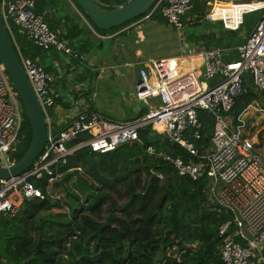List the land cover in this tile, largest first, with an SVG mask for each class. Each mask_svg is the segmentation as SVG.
Returning <instances> with one entry per match:
<instances>
[{"label": "built area", "instance_id": "2783aa9c", "mask_svg": "<svg viewBox=\"0 0 264 264\" xmlns=\"http://www.w3.org/2000/svg\"><path fill=\"white\" fill-rule=\"evenodd\" d=\"M241 1L159 0L152 13L160 10L168 24L182 32L184 17L201 2L206 5V20L222 22L225 29L235 31L241 28L247 14L264 8L243 12L241 22L233 27L212 13L218 4L249 3ZM251 1L264 7V0ZM36 3L37 0H2L1 14L49 121L48 112L56 106L57 78L39 62L21 54L12 26L37 47L64 54L67 64L71 63L69 57L77 55L36 13ZM238 53L239 60L227 62L219 48L191 52L187 56L188 68L164 70L156 77L141 68L136 98L146 103L148 111L135 119L113 120L84 109L60 131L49 129L45 149L32 167L17 177L0 179V215L16 217L32 200L64 201L67 188H62L60 182L75 168L82 172L80 167L64 170L78 151L90 149L107 154L126 144L146 147L141 133L150 127L153 133L181 146L190 161L158 152L151 145L146 152L171 163L180 177L194 181L206 177L211 199L228 215L219 228L224 264H264V143H260L259 133L255 136L250 129L251 125L264 128V106L253 102L236 119L232 117L237 100L247 92V79L256 92L264 91V13L246 42L238 47ZM199 110L207 111L215 122L209 146L198 144L203 140ZM23 125V103L0 60V158L5 166H9L8 154L18 142Z\"/></svg>", "mask_w": 264, "mask_h": 264}, {"label": "trees", "instance_id": "16d2710c", "mask_svg": "<svg viewBox=\"0 0 264 264\" xmlns=\"http://www.w3.org/2000/svg\"><path fill=\"white\" fill-rule=\"evenodd\" d=\"M97 1L103 9L115 10L132 0ZM73 3L92 28L102 36L115 35L148 16L152 21L168 25L160 10L152 13L154 6L146 15L105 31L96 28L85 12ZM114 4L117 6L113 7ZM257 6L254 5L253 8ZM229 12L230 6L224 9V13ZM36 13L78 54L76 59L69 57L71 63L80 61V56L89 53L94 47L101 48V43L96 46L86 36L76 15L66 9L60 0H37ZM263 13V10H256L247 14L241 28L233 31L225 29L222 22L206 20V5L197 2L194 9L184 17L186 26L193 23L187 27L185 43L204 50L219 48L224 51L227 62L237 61L238 47L246 42ZM224 19L229 26H236L227 16ZM200 25L205 26L202 32H190ZM12 28L17 46H23L21 54L31 57L29 51L39 47L22 35L17 27ZM40 49L38 50L44 53L56 51ZM16 50L18 53L17 47ZM45 70L50 72L46 68ZM245 87L247 92L237 100L232 111L234 119L253 102L264 105V91L256 92L249 79L245 81ZM147 111L145 109L141 115ZM198 115L203 125V140L198 144L209 146L214 119L205 110H199ZM141 137L146 147L151 145L158 152L190 161L181 146L153 133L150 127L142 131ZM31 141L32 128L24 110L23 129L18 142L8 154L9 165L18 163L26 155ZM146 147L126 144L107 154L95 153L90 149L78 151L77 166L71 160L64 170L80 167L83 175L91 180L82 182L80 187L86 195L84 202L81 203L78 196L64 190L69 202L67 199L54 202L32 200L24 205L16 217L0 215V243L5 242L4 246L1 245L2 248L0 246V264H224L219 228L228 215L211 199L209 180L206 177L198 181L180 177L171 163L149 155ZM5 165L0 158V166ZM140 173L147 176L144 185L139 180L132 179ZM153 175H157V178L150 185ZM158 176H163L164 179L161 180ZM118 183L127 187L130 198L122 206L112 196ZM138 188H141V193L137 192ZM116 194L120 197L118 192ZM70 200L77 205L76 208H71L70 214L52 212L54 209H62ZM105 201L110 202V214L120 212V215L116 214L113 226L105 229L100 238L93 237L104 224L100 220ZM90 208L93 209L92 215L86 213ZM47 212L49 214L44 215ZM90 237L93 238L89 241ZM40 240L42 244L38 249Z\"/></svg>", "mask_w": 264, "mask_h": 264}, {"label": "crops", "instance_id": "0c3cea01", "mask_svg": "<svg viewBox=\"0 0 264 264\" xmlns=\"http://www.w3.org/2000/svg\"><path fill=\"white\" fill-rule=\"evenodd\" d=\"M60 1L64 3V6L66 7V9H68L72 14L76 15V17L78 18L77 21L80 23L81 28H83L84 31L86 32V36H89L93 40L96 46L102 43V41L105 39L113 38V35H111L110 37L108 36L99 37L96 31L93 30L90 27V25L86 22L85 18L78 11L76 6L74 7L77 9V11L73 8V6H71L72 3L69 2V0H60ZM65 3H67L69 6L66 5ZM254 4L261 6V4L259 3H254ZM116 6H117L116 4L113 5V7H116ZM228 6H230V12L229 14H226L224 13V9H226V7ZM251 9L253 8H247L245 11H248ZM74 10L79 14H76ZM245 11L243 10L240 11V8L238 5L226 3V4L216 5L213 10L212 15L214 18H217V19H220V18L224 19L227 16V18L230 21L238 25L241 22L242 14ZM167 27L172 28L169 24ZM153 29L156 31V33L164 31V30L160 31L157 26H155ZM172 30H175V29L172 28ZM18 47L21 52V49L23 48V46L18 45ZM199 48L200 50H188V48H183L182 52L179 55H174L172 57H167V58L154 59L150 63H147V64H144L143 62L139 60L131 62L135 64L134 66L132 65L128 66L129 63H126L124 64V66L123 65L121 67L119 66L120 67L119 69H116V70L115 68L111 69L112 71L114 70V73H115V76L111 77V78H114V80H111V78L110 79L107 78L106 81L104 82H103V79H105L106 76L110 77L111 73H104L106 71V68L104 67H102L103 68L102 69L100 67L96 68L93 66L92 60L96 59L98 55H102L98 47H94L93 49L90 50L89 53L81 55L79 59L80 61H76L75 63H71V64H67V61H66L67 59H65L66 57L57 51H54V52L50 51L48 53H44V52L39 51L38 50L39 48H38V49L30 50L28 54H30L32 58L34 57L35 61L39 62L43 67L48 69L57 78L55 86H54L55 93H56V106L51 108L48 112L49 113V121H48L49 129L55 133L63 129L66 125H68L71 119L79 111L84 110V109L95 110L103 115L108 116L109 118L113 120H126L124 119L123 116L127 114V110H125L123 107H119V110L116 111V114H118L116 116L111 115L115 111V109L113 110L111 109V107L106 112L105 111L102 112L98 104L99 101L97 99L98 98V93L96 91L97 88L102 90V89H105L106 85H111V86L115 85L117 87L127 86L128 78L125 76V73L121 71L122 67L135 69L136 72L138 73V76H139V70L144 67L149 70V72L151 73L153 77H156L158 73L161 74L162 71L164 70L174 71L178 69H186L190 65L187 60L188 54H190L191 52H201L204 50L201 47ZM75 54L78 57V54L76 52ZM90 75H93L94 77L97 76L96 81H93V83H91L90 81ZM101 83H105V85L102 86ZM136 85L137 83L135 84V88H136ZM83 88H86V90ZM93 89L95 90V93L90 94V90L92 91ZM130 95L131 93L129 94V98L127 99L128 107L130 110L133 111L134 113L133 117H138L145 111V109H148V107L144 101H140L137 98H134ZM109 100H111L112 102L113 99H109ZM135 104L138 105V108L136 109L133 107ZM54 213H57V212H54Z\"/></svg>", "mask_w": 264, "mask_h": 264}, {"label": "rangeland", "instance_id": "374dc122", "mask_svg": "<svg viewBox=\"0 0 264 264\" xmlns=\"http://www.w3.org/2000/svg\"><path fill=\"white\" fill-rule=\"evenodd\" d=\"M69 2L73 4V5L71 4V6H73V8L77 11V9L74 7L75 4L72 2V0H69ZM241 2H249V3L235 4L239 6L240 11L246 10L247 8H253V6L255 5L254 3H252L253 1L251 0H243ZM65 4L68 5L67 3ZM257 7L260 9L264 8L262 5L260 7L259 6ZM76 11L75 13L79 14ZM192 24L193 23H188L187 26L185 25L182 32H177L175 30H172V28H168L167 27L168 25L165 26V24H159L158 22L152 21L146 17L145 19L113 35V38H108V39L103 40L101 43V48L99 49L102 55H98L96 59L92 60L93 66L96 68L104 67L106 68V71L104 73H111L110 77L106 76V78L103 79V82H104L106 81L107 78L110 79L111 77L115 76L114 70L112 71L111 69L113 68H115V70L119 69L122 65L124 66V64L126 63H129L128 65H131L133 64L131 62L139 60L143 62L144 64H147V63H150L154 59L167 58V57H172L174 55H179L182 52L183 48H188V50H200L198 46H193L189 43H185L186 41L185 34L188 31L187 27H189ZM155 26H157L160 31L162 30L164 31L156 33V31L153 29ZM204 29H205V26L200 25L198 28L193 29L190 32L198 33L200 32V30L202 32ZM110 36L111 35H109L108 37ZM121 71L125 73V76L128 78L127 86L117 87L115 85H112V86L106 85L105 89L101 90L97 88L96 91L98 93V98H97L99 101L98 104L102 112L103 111L106 112L107 110L110 109V107L113 110L115 109L114 113L111 114L114 116L118 115L116 114V111L119 110V107H123L125 110H127V114L123 116L124 119L132 120V119H135L136 117H133L134 113L132 110L129 109L127 99L129 98L130 93H131L130 96L136 98L135 84L137 83L139 76L135 69L122 67ZM96 79H97V76L94 77L93 75H90L91 83H93V81H96ZM111 80H114V78H111ZM101 85L104 86L105 83H101ZM86 88H83V89L86 90ZM94 89L92 91L90 90V94L95 93ZM109 99H113L112 102ZM133 107L136 109L138 108V105L135 104ZM250 129H251V134L255 136L256 134L259 133L260 143L263 144L264 143V139H263L264 128L263 127L258 128V127H254L253 125H251ZM159 135L164 138L162 134H159ZM146 178L147 176L145 173H140V174L134 175L132 179L139 180V182H141V185H144L146 182ZM89 182H91V180H89ZM66 188H67V191H70L72 194H75L76 196H78L81 200V203L84 202L86 198L85 192H83L80 189V186L76 184V179L69 180L67 182ZM115 191L119 193L120 197L116 194V192H112V196L118 202L120 206L127 204L130 201L129 196L127 195L126 186H124L121 183H118L115 185ZM137 192L141 193V188H138ZM64 196H65L64 200L67 199V202H69L67 195H64ZM109 205H110L109 201H105L102 204L103 216L100 220L102 223H106L110 215V213L108 212ZM76 206L77 205L73 202V200H70V203L65 205L62 209H55L53 210V212L68 214L69 212L71 213L72 211L71 208H76ZM86 208H89V207H86ZM92 210L93 209L90 208L89 210H87L86 213L92 215ZM47 214L49 213L48 212L44 213V215H47ZM116 214L120 215V212H116ZM2 244L4 246L5 242L0 243V246Z\"/></svg>", "mask_w": 264, "mask_h": 264}, {"label": "water", "instance_id": "95a60500", "mask_svg": "<svg viewBox=\"0 0 264 264\" xmlns=\"http://www.w3.org/2000/svg\"><path fill=\"white\" fill-rule=\"evenodd\" d=\"M72 1L85 12L96 28L109 31L146 15L159 0H132L115 10L103 9L97 0ZM1 6L2 0H0V60L23 103L27 120L32 128V141L26 155L18 163L9 166H0V179H10L30 169L44 151L49 137V123L22 66L16 46L5 25L1 14ZM73 160L77 166L76 156L73 157ZM156 178L157 175L151 177L150 185H152ZM71 179H76V184L80 187L82 186V182H89L78 168L66 174L60 183L65 187L66 183ZM116 218L117 215L111 213L106 223L103 224L93 237L100 238L105 229L113 226V222ZM93 237H90L89 241L92 240ZM41 244L42 240H40L38 244V249H40Z\"/></svg>", "mask_w": 264, "mask_h": 264}, {"label": "clouds", "instance_id": "9594fccd", "mask_svg": "<svg viewBox=\"0 0 264 264\" xmlns=\"http://www.w3.org/2000/svg\"><path fill=\"white\" fill-rule=\"evenodd\" d=\"M87 22V21H86ZM88 23V22H87ZM89 24V23H88ZM90 25V24H89ZM91 26V25H90ZM92 27V26H91ZM66 186V185H65ZM65 188V187H64Z\"/></svg>", "mask_w": 264, "mask_h": 264}, {"label": "bare ground", "instance_id": "6f19581e", "mask_svg": "<svg viewBox=\"0 0 264 264\" xmlns=\"http://www.w3.org/2000/svg\"><path fill=\"white\" fill-rule=\"evenodd\" d=\"M219 5V4H218Z\"/></svg>", "mask_w": 264, "mask_h": 264}]
</instances>
